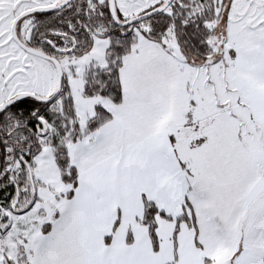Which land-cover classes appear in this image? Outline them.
I'll return each instance as SVG.
<instances>
[{
	"label": "snow or ice",
	"instance_id": "1",
	"mask_svg": "<svg viewBox=\"0 0 264 264\" xmlns=\"http://www.w3.org/2000/svg\"><path fill=\"white\" fill-rule=\"evenodd\" d=\"M0 264H264V0H0Z\"/></svg>",
	"mask_w": 264,
	"mask_h": 264
}]
</instances>
